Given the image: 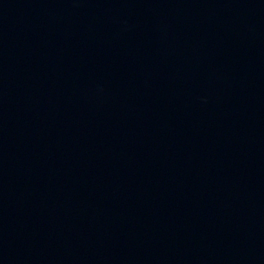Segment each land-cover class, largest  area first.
<instances>
[{
	"label": "water",
	"instance_id": "water-1",
	"mask_svg": "<svg viewBox=\"0 0 264 264\" xmlns=\"http://www.w3.org/2000/svg\"><path fill=\"white\" fill-rule=\"evenodd\" d=\"M0 264H264V0H0Z\"/></svg>",
	"mask_w": 264,
	"mask_h": 264
}]
</instances>
